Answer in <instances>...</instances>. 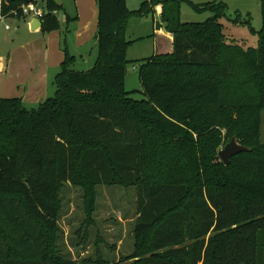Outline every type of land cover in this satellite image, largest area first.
Here are the masks:
<instances>
[{
    "label": "trees",
    "instance_id": "16d2710c",
    "mask_svg": "<svg viewBox=\"0 0 264 264\" xmlns=\"http://www.w3.org/2000/svg\"><path fill=\"white\" fill-rule=\"evenodd\" d=\"M226 1L97 0L94 66L77 71L65 49L53 97L34 109L0 98V264H113L62 256L66 183L83 189L88 221L97 186L135 189L134 251L115 264H264V0L259 31L231 19L258 33L247 47L225 33ZM31 2L0 0V16ZM184 2L210 17L182 21ZM63 8L46 0L43 32ZM157 12L171 44L157 36L153 56L129 60L130 19ZM130 63L143 99L126 89ZM234 137L249 150L227 165Z\"/></svg>",
    "mask_w": 264,
    "mask_h": 264
},
{
    "label": "rangeland",
    "instance_id": "374dc122",
    "mask_svg": "<svg viewBox=\"0 0 264 264\" xmlns=\"http://www.w3.org/2000/svg\"><path fill=\"white\" fill-rule=\"evenodd\" d=\"M64 1L67 3L68 10L72 12L73 1ZM128 1L130 7H135V5L140 7V4L145 0ZM192 1L200 3L210 0ZM39 2L41 3L40 0ZM226 2L228 17L223 19L222 23L228 38L234 39L236 42L241 41L246 47L257 46L258 33H252L247 24H233L231 19L249 20L252 27L259 31L262 27L261 0H227ZM60 16L63 17L64 13L60 12ZM160 17L157 19L161 21ZM209 17L210 13L200 14L191 9L186 2L182 4L181 19L184 22H203ZM153 27V15L147 18L133 17L132 29L138 28L140 33L147 38L137 42L128 50L129 60H138L134 58L139 55L146 56L145 58L154 55V40L151 39ZM75 68L77 70L87 69L82 60L77 61ZM135 68L133 63L128 65L126 89L132 92L131 95L134 98L143 99L144 95L141 92H134L141 87L138 71ZM261 138L264 142V111L262 113ZM227 143L223 144L221 149ZM61 199L59 248L62 256L81 262L99 255L115 264L121 257L130 255L134 251V226L137 216V195L134 188L97 186L96 210L91 221L87 220L82 188L66 183L61 193Z\"/></svg>",
    "mask_w": 264,
    "mask_h": 264
},
{
    "label": "crops",
    "instance_id": "0c3cea01",
    "mask_svg": "<svg viewBox=\"0 0 264 264\" xmlns=\"http://www.w3.org/2000/svg\"><path fill=\"white\" fill-rule=\"evenodd\" d=\"M36 1L41 8L45 9L46 0H40L41 3L39 0ZM56 1L64 7L62 11L57 12L61 27L51 32H43L42 24L39 26L37 22H34V16H0V98H21L28 109H34L46 99L53 97L56 93L54 79L60 72L65 58V49L76 57V63L82 60L87 68L77 70L74 66L77 71H87L94 66L98 57L97 0H71L74 8L72 12L68 10L66 1ZM126 2L131 10L139 7V5L130 7L129 1L126 0ZM60 12L64 13L63 17L60 16ZM158 17H160L159 12L153 16L152 34L156 37H148L154 40V54L157 36L167 37L169 45L173 40V35L167 32L163 23L157 19ZM132 19L129 22L127 37L134 42L129 49L147 38L138 28L132 29ZM33 23L34 27H32ZM145 57L139 55L134 59L141 60ZM141 90L142 86L134 92H141Z\"/></svg>",
    "mask_w": 264,
    "mask_h": 264
},
{
    "label": "water",
    "instance_id": "95a60500",
    "mask_svg": "<svg viewBox=\"0 0 264 264\" xmlns=\"http://www.w3.org/2000/svg\"><path fill=\"white\" fill-rule=\"evenodd\" d=\"M34 22H37L39 26H41L42 24V21L38 18H35ZM32 27H34V23L32 24ZM248 150V147L239 144L234 137L229 143L226 144L224 148L219 151V156L221 160L228 165L233 156L240 152Z\"/></svg>",
    "mask_w": 264,
    "mask_h": 264
},
{
    "label": "built area",
    "instance_id": "2783aa9c",
    "mask_svg": "<svg viewBox=\"0 0 264 264\" xmlns=\"http://www.w3.org/2000/svg\"><path fill=\"white\" fill-rule=\"evenodd\" d=\"M21 12L25 16H34L35 18H38L41 21L45 14L44 9L41 8L37 2H31L29 4L20 6L18 9L13 10L10 15L17 17Z\"/></svg>",
    "mask_w": 264,
    "mask_h": 264
}]
</instances>
